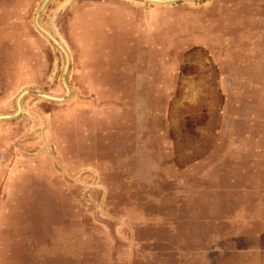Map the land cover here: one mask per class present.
Returning <instances> with one entry per match:
<instances>
[{"label":"rangeland","instance_id":"374dc122","mask_svg":"<svg viewBox=\"0 0 264 264\" xmlns=\"http://www.w3.org/2000/svg\"><path fill=\"white\" fill-rule=\"evenodd\" d=\"M42 1L0 0V264H264V0H50L66 83Z\"/></svg>","mask_w":264,"mask_h":264},{"label":"bare ground","instance_id":"6f19581e","mask_svg":"<svg viewBox=\"0 0 264 264\" xmlns=\"http://www.w3.org/2000/svg\"><path fill=\"white\" fill-rule=\"evenodd\" d=\"M50 0H43L42 1V3L40 4V6H39V8H38V12H37V17H36V23H37V18L39 17V15H40V13L42 12V10L44 9V7L46 6V4L49 2ZM70 0H64V2L62 3L63 5L64 4H67L68 2H69ZM126 1H131L132 3H135V4H137L138 3V1H147V0H126ZM62 4H60V5H62ZM37 26H38V28H37V30L38 31H40L43 35L45 34V33H43V31H45L46 32V34L48 35V36H50L53 40H56L50 33H48L46 30H44V29H42L39 25H38V23H37ZM47 35H45L46 37H47ZM64 53H65V55H66V52L64 51ZM66 61H67V64H68V57L66 56ZM67 64H66V66H67ZM65 71H66V67H65V70H64V74H65ZM64 74H63V76H64ZM63 80V79H62ZM65 83V82H64ZM63 83V84H64ZM34 94H36L38 97H41V94L40 93H37V92H34ZM42 98V97H41ZM51 100V99H50ZM60 101H62V99L60 100ZM19 113H16L15 115L13 114L12 116L10 115V117L8 118V119H11L12 117H14V116H16V115H18ZM4 118H6L5 116H0V121L2 120V119H4ZM8 119H5V120H8Z\"/></svg>","mask_w":264,"mask_h":264},{"label":"water","instance_id":"95a60500","mask_svg":"<svg viewBox=\"0 0 264 264\" xmlns=\"http://www.w3.org/2000/svg\"><path fill=\"white\" fill-rule=\"evenodd\" d=\"M174 1H176V2H179V1H183L184 2V0H174ZM192 2H197V1H203V0H191ZM43 33H45L44 35H47L46 34V32L45 31H43ZM47 38L63 53V55L64 56H67V55H65V53H64V48H63V46H62V44L61 43H59L57 40H53L50 36H48L47 35ZM68 63H69V61H68ZM67 69H68V64H67V66H66V71H67ZM66 71H65V74H66ZM65 74H64V76H63V82H65ZM66 83V82H65ZM47 100H50V99H47ZM52 101H55V100H52ZM15 117V116H14ZM13 118V117H12Z\"/></svg>","mask_w":264,"mask_h":264}]
</instances>
